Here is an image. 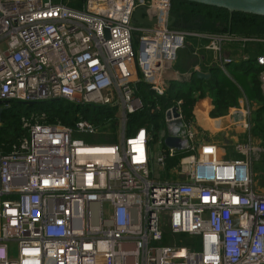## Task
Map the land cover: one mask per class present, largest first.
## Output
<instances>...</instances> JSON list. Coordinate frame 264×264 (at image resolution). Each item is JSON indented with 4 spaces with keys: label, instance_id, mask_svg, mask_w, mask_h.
Segmentation results:
<instances>
[{
    "label": "built area",
    "instance_id": "1",
    "mask_svg": "<svg viewBox=\"0 0 264 264\" xmlns=\"http://www.w3.org/2000/svg\"><path fill=\"white\" fill-rule=\"evenodd\" d=\"M78 1L0 0V101L79 106L73 123L36 118L19 148L0 151V264H264V194L251 168L260 149L247 134L238 157H220L166 77L187 35L206 38L225 72L224 44L264 38L175 29L173 0ZM140 7L158 22L134 23ZM254 62L264 94V50ZM147 94L171 100L158 136L132 126L157 112ZM235 118L251 130L250 107ZM169 135L182 147L167 146ZM183 234L198 248L180 244Z\"/></svg>",
    "mask_w": 264,
    "mask_h": 264
},
{
    "label": "trees",
    "instance_id": "2",
    "mask_svg": "<svg viewBox=\"0 0 264 264\" xmlns=\"http://www.w3.org/2000/svg\"><path fill=\"white\" fill-rule=\"evenodd\" d=\"M175 1L176 0L172 1L171 9V14L176 19L173 24V28L175 29L208 32L200 27L206 22L221 21L225 24L226 29L223 30L224 32H230L240 36L264 38V16L234 12L230 19V13L222 8L188 1H180V4L177 5ZM64 2L71 7L80 6V1L78 0H64ZM186 6H190L191 8L188 10ZM185 19L191 24L189 27L184 26ZM210 31L221 32L216 29H210ZM255 78L259 80L260 85V70ZM215 82L216 84H213V86L217 87L213 88H218L219 98H216L215 102L217 105L212 115H223L230 106L236 105L241 96V89L245 91L249 99H253L255 96L254 92L250 91L247 78L244 75H233L231 78L224 74L220 78L216 77ZM191 90L192 89L185 91L181 97L183 99V109L187 117H190L188 114V108L192 103ZM149 97L151 96L147 94L146 98ZM259 98L264 101L263 95L259 96ZM150 101H152L157 108L156 114L150 115L149 113H144L142 116L134 117L131 121L132 126H146L153 133L159 134L164 126V112L170 104V99L153 95L152 99L150 98ZM7 107L8 109L4 111L2 121L0 122L1 152H8L14 147L19 148L28 136V125L34 122L36 118L43 117L46 121L52 123L61 122L64 124H71L78 119L77 113L79 110V106L64 101H55L41 105H24L12 101ZM253 125L254 124H252V127ZM113 126L115 127L116 125ZM116 141L114 134L108 138L102 139V142L108 143H115ZM173 163V161H170L169 166H172ZM185 236L186 235L184 234L181 235L182 242H180V244L186 245L190 249H197L199 243L187 242V240L184 239Z\"/></svg>",
    "mask_w": 264,
    "mask_h": 264
},
{
    "label": "crops",
    "instance_id": "3",
    "mask_svg": "<svg viewBox=\"0 0 264 264\" xmlns=\"http://www.w3.org/2000/svg\"><path fill=\"white\" fill-rule=\"evenodd\" d=\"M225 26L222 25L219 29L221 32L214 31L215 33H224ZM217 30V29H216ZM212 31L200 32L202 34L214 33ZM259 38V37H257ZM262 39V38H261ZM186 48L179 52V56L174 64V66L167 72V79H170L169 87H176L174 84L176 81L180 82L182 80H187V86H191V105L188 108V114L193 120V127L200 137L209 139L220 147L228 146L236 142V139L240 136L241 140L247 139V134L249 130H245L240 123L236 121L235 111L237 109H242L245 107H250L252 115L255 112L254 100L259 98V96L264 94L260 90L259 80L255 78L256 72H259V67L257 68L253 65L250 60L255 61V58L260 55L264 50V43L258 41L247 42L246 45L242 43H226L223 46V56L230 57L233 62L236 63V67L233 71L228 69V64L226 65V72L221 70L218 66V56L214 51L208 49V40L204 37L187 35L186 37ZM247 46V48H246ZM246 49H245V48ZM191 49L192 51H187ZM239 49V50H238ZM245 49L246 51H244ZM246 62V68L239 70V62ZM196 70L203 72H211V77L208 80H201L197 78ZM252 72L249 76L248 73ZM227 75L233 77V75H244L247 78V83L249 85L250 91L254 92L255 96L253 99H249L248 95L243 89L240 90L241 96L239 97L238 103L236 105L230 106L223 115H212L214 109H216V98L218 97V88H213L216 84V77H221L222 75ZM186 79H185V78ZM240 87V86H239ZM241 88V87H240ZM169 88L170 95L174 96L176 99H181L182 95L185 93L186 88L176 87L174 90L175 95L172 94V90ZM182 92V93H180ZM180 93V94H179ZM261 98V97H260ZM259 98V99H260ZM218 120L220 124H218ZM254 117L252 116V123ZM246 134V135H245ZM113 134H110L112 136ZM158 136V134H155ZM220 135V139H214ZM116 137V135L114 134ZM117 140V139H116ZM117 142V141H116Z\"/></svg>",
    "mask_w": 264,
    "mask_h": 264
},
{
    "label": "rangeland",
    "instance_id": "4",
    "mask_svg": "<svg viewBox=\"0 0 264 264\" xmlns=\"http://www.w3.org/2000/svg\"><path fill=\"white\" fill-rule=\"evenodd\" d=\"M180 1H185V0H176L175 2H176L177 5H179ZM186 7L188 8V10L191 8L190 6H186ZM181 8H183V7H181ZM189 25H191V24L188 22L187 19H185L184 26L189 27ZM222 25L225 26V24H223L221 21H219V22H210V23L206 22L200 28H203L206 31H210V29L219 30ZM207 29H209V30H207ZM186 31H188V30H186ZM188 32H190V33H200V32H197V30L188 31ZM246 44L247 43H244L243 45H246ZM185 46H186V44H185ZM185 48L186 47L182 48L181 50H184ZM246 48H247V46H246ZM245 49H243V50L246 51ZM187 51L189 52V51H192V50L187 48ZM178 56H179V53H178ZM250 62L258 68L257 64L254 61L250 60ZM242 63L243 64H241V61L239 62V68H238L239 70H242V69L246 68V64L247 63L246 62H242ZM235 67H236V63L235 62H231V63L228 64V69H230L231 71H233L235 69ZM251 73L252 72L250 71L248 73V75L250 76ZM256 75H258V72H256ZM256 75H253V76L256 77ZM167 81H168V84H170V82H169L170 79L169 80L167 79ZM187 83H188L187 80H182L180 82L176 81L174 84L176 85V87H183L184 86V88H186L185 90H189V89L193 88L190 85L186 87L185 85H187ZM176 87H171L170 86V88H171L170 90L173 91L172 92L173 95L176 94V93H174V90H175ZM168 92H169V90H168ZM180 93H182V92H180ZM152 97H149V100ZM162 97L163 98H169L168 95L167 96L163 95ZM254 103H255V112L252 115L254 117V120H253L254 125H253L251 131L249 130L250 131L249 134H251V138L253 139L254 146L258 147L260 149V151H259L260 153H258L255 156H253L252 160H251L252 180H253V186H254L255 190L257 192H259V193H263L264 194V101L259 99V98H257L256 100H254ZM240 136H243V134L239 135V138L236 139V142L238 140H240ZM97 137L99 138L98 139L99 141H102V139L107 137V136L102 133V134H97ZM214 139H220V135H218ZM235 143H233L231 145L229 144L228 146L220 147V149H221L220 157H222V158H226V157L227 158H236V157H238L239 154L235 150ZM218 145H220V144H218ZM156 150H159V149H156ZM160 173H162V179H165L164 172L162 170H160ZM180 239H181V237H180ZM184 239H185V237H184ZM165 242L166 243H168V242L170 243V241H168V240H166Z\"/></svg>",
    "mask_w": 264,
    "mask_h": 264
},
{
    "label": "water",
    "instance_id": "5",
    "mask_svg": "<svg viewBox=\"0 0 264 264\" xmlns=\"http://www.w3.org/2000/svg\"><path fill=\"white\" fill-rule=\"evenodd\" d=\"M190 2H195L199 4H204L212 7H218L227 10L230 13V19L234 12H242L246 14H254L258 16H264V0H185ZM148 10L146 7L137 8L133 15V21L139 25H154L158 22L156 18H150L148 16ZM175 17L172 15L169 21V25H172L175 22ZM197 78L201 80H208L211 77V72H203L196 70ZM8 101H0V122L2 121V115L4 111L8 109L6 104ZM175 111V116L177 112ZM167 116H170V112H167ZM181 121L176 120L168 127L172 134H175L179 130ZM165 144L169 147H178L181 148L183 143L180 138L174 136H168L165 139Z\"/></svg>",
    "mask_w": 264,
    "mask_h": 264
}]
</instances>
